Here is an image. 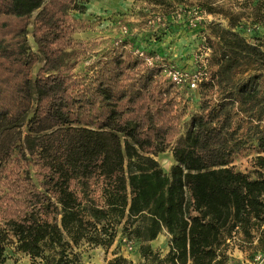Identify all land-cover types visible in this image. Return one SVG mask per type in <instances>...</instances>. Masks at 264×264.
<instances>
[{
  "label": "trees",
  "instance_id": "obj_1",
  "mask_svg": "<svg viewBox=\"0 0 264 264\" xmlns=\"http://www.w3.org/2000/svg\"><path fill=\"white\" fill-rule=\"evenodd\" d=\"M144 1L168 10L183 0ZM198 1L236 18L212 27L183 136L180 86L127 41L95 55L84 77L65 71L83 30L68 13L77 0H0V264L9 245L33 264H79L75 249H110L119 227L148 264H224L234 233L264 253V41L234 31L237 4ZM254 12L264 25V0ZM170 149L166 173L155 158ZM250 149L255 179L232 166ZM164 232L162 258L151 243Z\"/></svg>",
  "mask_w": 264,
  "mask_h": 264
},
{
  "label": "rangeland",
  "instance_id": "obj_2",
  "mask_svg": "<svg viewBox=\"0 0 264 264\" xmlns=\"http://www.w3.org/2000/svg\"><path fill=\"white\" fill-rule=\"evenodd\" d=\"M211 1L215 2L213 7H224L225 10L230 5L237 4L234 13L240 15L241 19L234 31L250 45L258 46L264 41V25L253 24L254 8L261 0ZM193 9L199 10L203 17L196 25L191 23L193 17L190 12ZM68 13L83 26V30L73 36L76 46L69 51L65 71L84 77L90 74V60L95 55L106 53L118 43L127 41L128 47L136 55L150 59L153 65L179 71L187 81L180 86L183 97L181 113L185 108L182 135L185 136L191 116L200 108V89H191L187 84L189 78L194 75L204 77L211 56L208 38L213 33L212 27L228 30L230 20L233 21L236 16L232 17L222 11L210 14L201 7L198 0H183L168 10L155 7L144 0H77L76 8H71ZM31 31L32 27L29 29L28 43L36 51ZM42 65L43 63H39L33 69L34 77ZM257 156L254 149L247 150L237 157L232 166L255 179L259 171ZM155 159L166 173L175 165L172 149ZM117 233L110 249L87 243L75 249L80 258L79 264H109L116 258L124 259L125 264H148L140 257L137 242L124 235L122 227L117 228ZM239 237L243 238L241 235ZM151 245L154 252L164 258L169 253L170 237L164 232ZM7 248V261L4 264H33L30 257L15 253L13 245ZM241 250L248 257L258 251L246 244Z\"/></svg>",
  "mask_w": 264,
  "mask_h": 264
},
{
  "label": "built area",
  "instance_id": "obj_3",
  "mask_svg": "<svg viewBox=\"0 0 264 264\" xmlns=\"http://www.w3.org/2000/svg\"><path fill=\"white\" fill-rule=\"evenodd\" d=\"M192 15L191 23H194L195 25L197 22L203 19L201 16V12L197 9H193L192 12H190ZM142 58L143 55H141ZM149 65L153 66V62L150 59L144 58ZM163 69V75L166 79L171 80L173 83L177 84L178 86H182L183 82H187L184 80L185 78L183 75L180 74L179 71H176L174 69ZM205 76V73H204ZM204 78V77H203ZM203 78L199 75H194L191 78H189L188 86L191 89H198L199 84L202 82ZM245 243L243 240L239 237L237 233H234L233 236L226 240L224 246L222 247L221 251H219L220 257H224V264H264V253L262 252H255L251 256H247L241 249H243V245ZM257 244V240L254 243ZM222 255V256H221Z\"/></svg>",
  "mask_w": 264,
  "mask_h": 264
}]
</instances>
